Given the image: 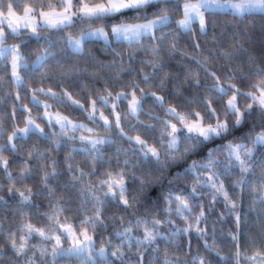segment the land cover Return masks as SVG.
<instances>
[{
    "label": "clouds",
    "instance_id": "clouds-1",
    "mask_svg": "<svg viewBox=\"0 0 264 264\" xmlns=\"http://www.w3.org/2000/svg\"><path fill=\"white\" fill-rule=\"evenodd\" d=\"M0 264H264V0H0Z\"/></svg>",
    "mask_w": 264,
    "mask_h": 264
}]
</instances>
